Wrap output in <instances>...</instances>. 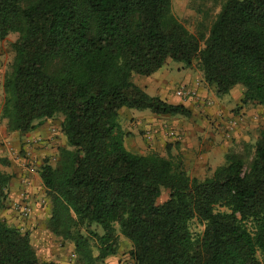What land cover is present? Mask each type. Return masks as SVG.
<instances>
[{
	"label": "trees",
	"instance_id": "1",
	"mask_svg": "<svg viewBox=\"0 0 264 264\" xmlns=\"http://www.w3.org/2000/svg\"><path fill=\"white\" fill-rule=\"evenodd\" d=\"M191 33L171 0H0V41L17 35L3 77L0 122L9 133L62 117L54 166L38 169L46 229L72 245L76 264H106L119 235L134 264H264V130L203 179L169 153L137 154L121 109L190 116L148 95L134 77L169 61L190 68L221 98L264 107V0H191ZM169 150V146H168ZM0 158V211L12 175ZM202 231L195 236L191 223ZM0 264H43L29 233L0 219Z\"/></svg>",
	"mask_w": 264,
	"mask_h": 264
},
{
	"label": "rangeland",
	"instance_id": "2",
	"mask_svg": "<svg viewBox=\"0 0 264 264\" xmlns=\"http://www.w3.org/2000/svg\"><path fill=\"white\" fill-rule=\"evenodd\" d=\"M171 10L174 16L179 20V22H181L191 33L195 32L196 23L198 20H200V16H198L192 10L191 0H171ZM16 38L17 35L10 34L4 41H0L1 62H5L9 59L12 61L11 54L13 58V52L11 50L10 44L11 42L15 41ZM6 65H8L9 68L10 63ZM163 67L167 68V74L165 76L164 82L168 86L174 87L173 92L175 90V86H178L180 83H182L183 70H188V72H190L192 75H195V77L199 78L200 70L196 62H194L190 68H185L181 63L173 61H169ZM6 71H8V69ZM148 81L149 80H146V78L143 77H134V83L137 86H148V92L145 90L146 93L150 96L158 97L159 95L156 89L159 88V85L154 82L148 83ZM196 81H198V83L202 85L203 89L206 90L208 94L206 96V99L203 101L204 107L218 108L220 105H225L226 115L222 119V122L216 123L217 119H214L212 121V118L209 117L211 115H203L202 112L196 113L194 110L190 111L189 117L171 116V118L180 120L178 121L180 126L192 128V130L189 129L190 134L187 135V139L185 141H183L184 135L178 132L180 134L181 140L176 141L170 139L171 141L164 142L159 146V148H151V146L147 143L149 141H147L145 138V131L152 129V123L149 121H153V119L157 121L158 119H156V116L158 115H154L148 110L140 111L124 108L123 110H120L117 122L121 129L129 134V136L125 138V147L127 150L135 151L138 154L155 151L163 156H166L167 153H169L173 159H175L176 161H180L184 165V167L187 168L192 177L203 179L210 175L211 171L214 170L217 166L223 164L225 154L229 152L242 154L245 146H254L258 137V131L264 130V107L250 105L240 108L239 101L242 97V88L240 86L233 88L229 94L221 98H215V91L211 86L202 84L203 81H201V79ZM192 100L195 101L193 107L200 106V96L196 94V96L193 97ZM244 108H248L246 109V112L244 111ZM249 111H251V114L249 113ZM58 118L62 117H55V121H57ZM202 120H204V123H208H206V127L204 130H200L199 128L197 130V127L194 125H200ZM132 122L134 124L133 126H131ZM161 123L164 131L166 128L163 126H168V128H173V130L178 131L177 128H174L172 123L160 122L159 124ZM194 131H196L199 136H194ZM0 133V158L7 159L10 165V161L8 157H6V147L8 149L13 148V140L9 138L10 133L7 132L6 126L4 130L3 125L1 124ZM189 142H194L196 146L195 149L192 150L195 153L190 157H188L187 153L190 148L186 147ZM172 145L173 148H171ZM215 148H218L215 150L216 153L214 152ZM10 152L13 153L11 150ZM213 152L214 155L212 158L211 154ZM17 155H20L19 152L17 153ZM9 167L10 166H8L7 168L8 172H10ZM47 203L49 206L50 202L48 199ZM202 229L203 226L198 222L193 221L191 223V231L195 236H197L202 231ZM60 242V247L65 250V260H63V264H76L77 260L73 254V248L72 252L69 251L68 246L70 243L62 242L61 240ZM70 246L72 245L70 244ZM130 248V242L119 235L117 253L114 256L106 259L105 263L134 264L129 254ZM43 264H51V261L49 263L44 262Z\"/></svg>",
	"mask_w": 264,
	"mask_h": 264
},
{
	"label": "crops",
	"instance_id": "3",
	"mask_svg": "<svg viewBox=\"0 0 264 264\" xmlns=\"http://www.w3.org/2000/svg\"><path fill=\"white\" fill-rule=\"evenodd\" d=\"M11 59H12V54H11ZM8 63H11L10 59L5 62H1L2 66L0 69V103L3 96V89H2L3 77L6 70L8 69V65H6ZM166 69L167 68L163 67L154 74L148 77H143L146 78V80H149L148 83L154 82L159 85V88H157L156 90L159 95L158 97L161 100H164L171 104L184 105L190 111L194 110L196 113L202 112L203 115H211L209 117L212 118V121L214 119H217L216 123L222 122V119L226 115L225 105H220L218 108L204 107L203 101L206 99V96L208 94L206 90L203 89L202 85H200L198 81H196L201 79V81H203L202 84H205L207 86V84L203 80L201 72H199V78H198L195 77V75H192L190 72H188V70L186 71L183 70L182 83L178 85L179 87L185 86L188 90L196 93L198 96L201 97V100H199L200 106L193 107L195 101H193L192 98L181 99L177 97L173 92L174 87L165 84L164 79L167 74ZM178 86H175V89ZM140 87L144 91L146 90L148 92L147 89L148 86L140 85ZM241 90L243 91V89ZM246 109L248 108H244L245 112ZM249 113L251 114V111H249ZM156 119H158L157 120L158 122L155 121L154 119L153 121L152 120L149 121L152 123L151 124L152 129L150 130L152 133V139L150 142L147 143L151 146V148H159V146L162 145L164 142L171 141L170 139H168V137H166V132L162 128V123L159 124L160 122L172 123L174 128H177L178 130L176 132L182 133V135H184L183 141H185L187 139V135L190 134L189 129L192 130V128L180 126L178 122L180 120L176 118H171V116L161 115V116H156ZM61 121L62 118H58L57 121H55V119L52 118L45 120L41 125H39L31 132L24 134H20L18 132L10 133L9 138L13 140L12 141L13 148L8 149L6 147V152H7L6 157H8L10 161L9 173L12 175V178L8 187L7 205L3 210L0 211V219L5 221L9 226L18 228L21 231H26L29 233L31 244L35 249L37 256L39 257V259H41V262L49 263L51 261V264H63V260H65V252H64L65 250H63L60 247L61 246L60 240L56 238L54 235H52L46 229V219L48 218V213L50 208L47 203L45 190L41 182V179L39 177V174L37 172V174H33L30 176L27 175L24 169L23 161L29 159L35 160L38 169L40 164L44 160H48L51 166L55 165V162L58 157L59 149L66 147V140L64 136L60 133ZM206 123L208 122L204 123V120H202L200 125L195 124L194 126L197 127V130L198 128L200 130H204L206 127L205 126ZM0 124L3 125V129L5 130V123L0 122ZM133 125L134 124L132 122L131 126ZM163 127H165L166 129L168 128V126H163ZM193 133L194 136H199L196 131H194ZM0 138H1V133H0ZM186 147L190 148L187 151L188 157H190L192 154L195 153L194 151H192L196 147L194 142H189ZM171 148H173V145L171 146ZM216 149L218 148H215L214 152ZM10 150L13 153H11ZM18 152L20 155H17ZM131 152L137 153L135 151H131ZM214 152L211 154L212 158ZM22 192H27L28 203L30 204L32 209V217L29 220H24V221L20 219L16 214V212H14L11 208V204L13 201H19L20 194ZM68 247H69V251L72 252V246H70L69 244Z\"/></svg>",
	"mask_w": 264,
	"mask_h": 264
},
{
	"label": "built area",
	"instance_id": "4",
	"mask_svg": "<svg viewBox=\"0 0 264 264\" xmlns=\"http://www.w3.org/2000/svg\"><path fill=\"white\" fill-rule=\"evenodd\" d=\"M0 69H1V61H0ZM174 94L181 99L193 98L196 96V93L188 90L185 86L177 87L174 90ZM165 132H166V137H168L169 139L176 140V141L181 140L180 134L176 132L175 130L171 128H167ZM145 138L147 141L149 142L151 141L152 133L150 130H146ZM23 164H24V169L27 175L30 176L33 174H37L38 168H37V164L35 160H30V159L24 160ZM11 208L14 212H16L18 217L22 219L23 221L29 220L32 217V209H31L30 204L28 203L27 192H22L20 194L19 201H13L11 204Z\"/></svg>",
	"mask_w": 264,
	"mask_h": 264
}]
</instances>
